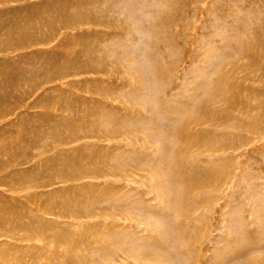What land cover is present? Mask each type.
<instances>
[{
	"label": "rangeland",
	"instance_id": "374dc122",
	"mask_svg": "<svg viewBox=\"0 0 264 264\" xmlns=\"http://www.w3.org/2000/svg\"><path fill=\"white\" fill-rule=\"evenodd\" d=\"M0 264H264V0H0Z\"/></svg>",
	"mask_w": 264,
	"mask_h": 264
}]
</instances>
